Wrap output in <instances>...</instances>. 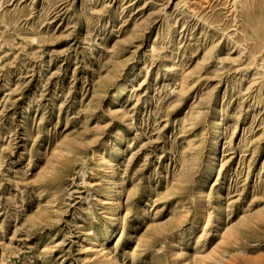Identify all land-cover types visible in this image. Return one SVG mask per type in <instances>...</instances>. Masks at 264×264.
I'll return each instance as SVG.
<instances>
[{"label":"rangeland","instance_id":"obj_1","mask_svg":"<svg viewBox=\"0 0 264 264\" xmlns=\"http://www.w3.org/2000/svg\"><path fill=\"white\" fill-rule=\"evenodd\" d=\"M0 264H264V0H0Z\"/></svg>","mask_w":264,"mask_h":264},{"label":"bare ground","instance_id":"obj_2","mask_svg":"<svg viewBox=\"0 0 264 264\" xmlns=\"http://www.w3.org/2000/svg\"><path fill=\"white\" fill-rule=\"evenodd\" d=\"M115 222V221H114ZM117 222V221H116ZM104 249V248H103ZM103 258L107 259V254H103Z\"/></svg>","mask_w":264,"mask_h":264}]
</instances>
